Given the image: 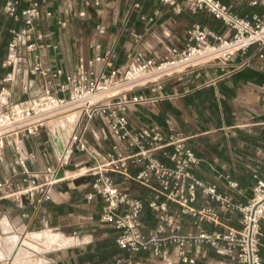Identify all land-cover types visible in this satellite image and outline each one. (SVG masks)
Instances as JSON below:
<instances>
[{"label": "crops", "instance_id": "0c3cea01", "mask_svg": "<svg viewBox=\"0 0 264 264\" xmlns=\"http://www.w3.org/2000/svg\"><path fill=\"white\" fill-rule=\"evenodd\" d=\"M175 1L182 10L175 15L178 21H173V25L169 21L170 29L165 30L171 43L162 46L159 35L164 28L162 23L165 22L166 12H170V15L175 11L160 0H103L97 6H86L85 0H47L52 15H42L37 22V28L44 34L45 42H51L56 47H44L35 53L24 54L13 67H5L3 62L12 36L11 30L21 29L23 20L15 21L8 17L0 3V91L5 75L11 73L12 76L8 85L9 96L0 97V106L38 95L43 92L46 81L54 80L51 75L31 74L30 68L38 61L43 67L60 68L64 74H70L75 72L81 57L92 59L109 51L112 61L110 67L104 63H94L98 74H107L113 68L126 66L130 54L142 52L159 60L172 47H183L187 40V30L195 23L206 26L223 37L232 35V31L210 13L204 10L192 13L185 0ZM222 1L233 4L236 12L242 16L258 13L264 18V9L260 3L251 6L246 0ZM84 9L88 10L90 21L95 22L83 53L80 40L75 39L74 43L72 40L78 30L71 29L67 23ZM149 17H153V20L149 21ZM59 21L64 22V25H60ZM99 28H103L104 32L99 33ZM93 36L100 44L98 50L90 43ZM253 53L254 47H251L245 55L236 54L222 65L207 66L190 74L170 78L164 82L163 88L157 94H176L173 99H164L149 106L131 107L127 113L130 125L134 128L155 125L165 133L166 121H171L176 131L186 138L187 147L200 160L198 165L190 169L191 173L205 185L215 186L218 193L228 196L235 204H245L252 196L257 180L264 177V56L253 57L243 67L235 66ZM4 94L7 95L6 89ZM62 127L64 131L58 132ZM60 130L53 131L59 134L69 131L64 125ZM39 132L26 138L23 146L26 151H31L36 156L30 163V168L38 169L43 174L47 166L55 165L60 149L54 141L55 138L46 147L38 148L40 142L36 141L40 140ZM66 137L67 135L62 138ZM87 140L88 151L77 153L76 159L88 167H94L105 161L112 144L101 118L93 119L89 123ZM31 141L34 146L30 144ZM9 149L13 147H7L5 151ZM155 155L160 161L169 164L166 156L161 153ZM142 166L132 164L131 175ZM16 169L19 168L13 166L11 157H7L0 164V181L12 175L15 181L21 179L18 176L21 171L17 173ZM107 174L114 182L126 187L143 201L142 232L149 233L155 229L158 219L148 203L159 193L158 181L151 180L148 185H140L132 176L112 171ZM44 177L47 178L46 175ZM94 179L95 177H88L83 180L85 182L82 188H71L69 185L66 189L62 188L61 192L55 191L52 199L39 206L37 212H34L25 196L3 198L0 192V264H13L15 261L18 264H76V258L84 253L88 244L99 238L115 236L111 225L100 222L102 199L97 195L92 199L87 198L88 193L93 191ZM231 182H235L236 186H231ZM159 200L166 201L164 196H160ZM168 205L170 213L177 215L178 205ZM192 205L196 208L211 207L220 212V225L202 221L201 229L223 232L227 228L240 226L239 211H220L219 204L201 192H198ZM67 226L70 227L69 236L64 231L51 230ZM261 229L260 257L264 264V218ZM197 230L193 217H179V234H191ZM49 232L67 240V243L60 248L49 249L43 243ZM30 244L40 248L36 250H46L34 251ZM21 249L26 254L16 259ZM170 252L171 258L175 260L174 245H170ZM188 255L194 257L193 263L175 264H194L198 261L202 264H239L229 254L220 253L208 244L191 249ZM128 259L132 261L131 257ZM137 263L165 264L148 252H140L135 260V264Z\"/></svg>", "mask_w": 264, "mask_h": 264}, {"label": "built area", "instance_id": "2783aa9c", "mask_svg": "<svg viewBox=\"0 0 264 264\" xmlns=\"http://www.w3.org/2000/svg\"><path fill=\"white\" fill-rule=\"evenodd\" d=\"M102 1L85 0V5L97 6ZM160 1L171 6L176 13L182 10L175 0ZM185 1L192 13L204 10L221 20L232 31V35L223 37L195 23L187 30V40L183 47H172L160 60L142 52L130 54L126 66L113 68L107 74H98L94 63L100 62L110 67L112 61L109 51L92 59L81 57L75 72L70 74H64L60 68L43 67L39 61L32 65L31 74L51 75L54 80L46 81L43 92L38 95L0 106V164L6 160L5 149L13 147L12 164L21 171V179L18 181L14 180L13 175L0 181L1 196H25L34 212H37L40 204L51 200L55 191H62V187L56 189L55 185L65 179H56V172L67 164H72L74 170L77 165L74 153L88 151L89 123L101 118L112 144L105 161L94 167L85 165L92 177H95L93 191L88 193L87 198L92 199L97 195L102 199L100 222L116 230L119 248L129 252L130 257L138 252H148L165 264H175L193 263L194 257H190L188 252L208 244L220 253L229 254L239 264H263L260 245L261 221L264 218V177L257 180L253 194L245 204H235L228 196L218 193L215 186L205 185L191 173L190 169L198 165L200 160L187 147L186 138L176 131L171 121H166L167 132L164 133L155 125L134 128L128 119L127 113L131 107L149 106L164 99H173L176 94H157L170 78L190 74L207 66L222 65L236 54L245 55L251 47H254V53L237 63V68L247 65L255 56H264V18L260 14L239 15L233 4L222 0ZM246 1L251 6L260 3L264 9V0ZM0 3L8 17L15 21L23 20L21 29L11 30L12 36L3 66L13 67L24 54L35 53L44 47H56L51 42H45L44 34L37 28L42 15H52L47 0H0ZM79 15H84V11ZM148 20L152 21L153 17ZM59 24L64 25V22L59 21ZM98 32L103 33L104 29L99 28ZM90 43L94 49H100L94 36ZM11 80V73H7L3 78L0 97L9 96L8 85ZM71 110L79 112L74 128L65 144H62L55 165L46 167L44 173L49 178L41 180L39 171L30 168L36 156L24 149V140L46 128L48 121ZM156 153L166 156L169 164L160 161ZM132 164L143 166L131 175ZM108 171L132 176L140 185H148L151 180L158 181L159 193L148 203L158 219L155 229L149 233L142 232L143 201L126 187L114 182L107 174ZM69 185L67 183V187ZM230 185L236 186V183L231 182ZM198 192L217 202L220 211H239L240 226L227 228L223 232L201 229L202 221L220 225L221 216L218 210L211 207L196 208L192 205ZM160 196H164L166 201L161 202ZM168 204L178 205L177 215L170 213ZM181 215L194 218L197 232H177ZM170 245L175 247V260L171 258ZM116 264L133 263L130 259H118Z\"/></svg>", "mask_w": 264, "mask_h": 264}, {"label": "rangeland", "instance_id": "374dc122", "mask_svg": "<svg viewBox=\"0 0 264 264\" xmlns=\"http://www.w3.org/2000/svg\"><path fill=\"white\" fill-rule=\"evenodd\" d=\"M168 7H171V6H168ZM169 13L170 12H166V15L167 16L165 17V22L162 23L164 28H162L163 30H161L160 35H159V37L162 39L161 40L162 41L161 42V45L162 46L165 45V44H167V43H171V41H169L170 36L165 35V30H169L170 29L169 28V21L171 23L170 25H173V21H178L176 19V17H175V15H177L176 12H173V14H170V15H169ZM94 22H95L94 20L93 21H90V18H89V15H88V10L84 9V15H79V13H78V16H73V18L70 21H68V23H67L71 29H73V30L74 29H77L78 30L77 33L72 38V40H73V43H74L75 39L80 40V43H82L81 47H82V52L83 53H84V50L86 49V40L87 39H90L89 38L90 37L89 34L92 32V27H93V23ZM172 43L174 44V42H172ZM2 85H4V84H2ZM72 112H68V113L64 114L63 116H66V115H68V114H70ZM64 118L65 117H63V119ZM63 119L62 118H59L58 120H56L58 123H55L54 124L55 126L53 127V129H51L50 127H51V125L55 121H53L52 124L49 123L48 129L47 128H43V129L40 130V132H39L40 140L39 141H36L35 140L36 142H40V145L38 146V148L42 149L43 147H46L47 145L50 144L51 139H52V135H51L50 132L53 133L54 132L53 130L55 128H56V130H58V126L61 127L62 125H64L66 122H64ZM72 127H73V124H72L70 130H72ZM49 130H50V132H49ZM30 144L34 146V144L32 143V141H31ZM9 150L8 151H5V157L7 158V157L10 156L11 159H12L13 158V156H12V154H13L12 153V149H9ZM76 156H77V153H74V155H73L74 161L77 164L76 167L74 168V170L75 169H78L79 167H84L85 166L84 163H81L80 164V162L78 161L79 159L77 160L76 159ZM37 170L38 169H36V171ZM16 172L17 173L20 172V169H16ZM40 174H42V173H40ZM44 175L45 174L43 172L42 177H44ZM18 176L20 177L21 175H18ZM46 177L49 178V176H46ZM88 177H92L91 172H89V171H87L82 176L76 177V179H74L72 181H68V183L70 184L71 188H74V187L82 188L83 187L82 184L85 182V181L83 182V180H86ZM59 186H61V184L58 182L55 185V188L58 189ZM12 198H15V197H12ZM51 230L52 231H56V232L64 231L67 234L66 236H69V234H70V227H68V226L67 227H64V228L63 227H59V228L58 227H55V228H51ZM52 234H53L52 232H49V235H52ZM36 249H40V248L34 247V251H39L40 252V251L46 250L44 248L42 250H36Z\"/></svg>", "mask_w": 264, "mask_h": 264}, {"label": "trees", "instance_id": "16d2710c", "mask_svg": "<svg viewBox=\"0 0 264 264\" xmlns=\"http://www.w3.org/2000/svg\"><path fill=\"white\" fill-rule=\"evenodd\" d=\"M44 202H42L40 206ZM113 230L115 232V236L99 238L94 242L88 244L84 249V253L76 258V264H115L117 259L127 260L128 258H130V253L119 248V246L117 245L116 230L114 228ZM139 253L140 252L135 253L133 257H131L133 264H135V260L138 257ZM194 264L202 263L198 261Z\"/></svg>", "mask_w": 264, "mask_h": 264}, {"label": "bare ground", "instance_id": "6f19581e", "mask_svg": "<svg viewBox=\"0 0 264 264\" xmlns=\"http://www.w3.org/2000/svg\"><path fill=\"white\" fill-rule=\"evenodd\" d=\"M68 112H72V110H71V111H68ZM68 112H66V113H68ZM74 112H75V113H74ZM66 113H64V114H66ZM78 113H79L78 111L73 110L72 113H70V114H68V115H66V116H63V115H64V114H63V115H61L60 117L54 118V119H52V120H50V121H48V122L46 123V128L49 127V123H50V122L55 121V122L51 125V129H53V127L55 126L54 124H55V123H58L56 120H58L59 118H62V119H63V117H65V118L63 119V121L66 122V123L64 124V126H67V127H68V130L70 131V128H71L72 124L74 123V124H73V127H72V130H73L74 125H75V122H76V119H77V117H78ZM62 116H63V117H62ZM60 120H61V119H60ZM74 121H75V122H74ZM58 129L60 130V126H58ZM63 129H64V128L62 127L61 130L58 131V132H60V133H61V131L63 132V131H64ZM72 130H71V131H72ZM54 131H56V128L54 129ZM69 131L65 132L64 134H59V133H57V132H56V133L53 132L52 134H53L54 137H57V138L61 141L62 144H65V142L67 141V139L69 138L70 133H71V131H70V133H69ZM68 133H69V134H68ZM66 135H67L66 138H62V137H64V136H66ZM87 171H89L88 167H79L78 169H75V170H72V171L66 170L65 173H64V178H63V179H65V180H67V181H72V180H74L76 177H79V176L84 175ZM57 181H58V180H57ZM38 239H40V238H38ZM43 243H45L46 246H48V248H50V249H57V248H60V247L64 246V245L67 243V240H65V239H61V238H59V237L56 236V235H49V236L47 237V239H44ZM30 245L33 246V247H35V245H32V244H30ZM25 254H26V252H25L23 249L19 250L18 253H17V255H16V259L19 258V257L24 256ZM13 264H18V262L15 261ZM23 264H25V263H23Z\"/></svg>", "mask_w": 264, "mask_h": 264}, {"label": "water", "instance_id": "95a60500", "mask_svg": "<svg viewBox=\"0 0 264 264\" xmlns=\"http://www.w3.org/2000/svg\"><path fill=\"white\" fill-rule=\"evenodd\" d=\"M54 141L57 144L58 148L61 150V142H60V140L57 137H55ZM65 170L72 171L73 170V165L72 164H67L64 167L59 168L58 171L55 174V178L56 179L63 178ZM60 182H61L60 183L61 187L66 189L67 188V183H68L67 180H63V181H60Z\"/></svg>", "mask_w": 264, "mask_h": 264}]
</instances>
